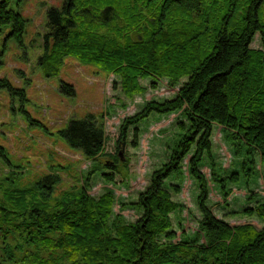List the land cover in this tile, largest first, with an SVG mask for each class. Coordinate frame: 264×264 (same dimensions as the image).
I'll return each instance as SVG.
<instances>
[{
    "label": "trees",
    "instance_id": "16d2710c",
    "mask_svg": "<svg viewBox=\"0 0 264 264\" xmlns=\"http://www.w3.org/2000/svg\"><path fill=\"white\" fill-rule=\"evenodd\" d=\"M13 1L0 0V33L10 26L9 34L20 39L27 19ZM46 26L39 64L47 76L74 56L119 76L129 98L147 90L141 79L151 78L156 87L163 78L176 85L187 77L173 98L149 100L124 118L121 139L152 112L180 110L189 124L179 121L180 137L168 159L153 170L137 200L122 204L140 211L126 221L113 212L112 190L98 197L88 192L97 171L106 170L108 182L123 173L120 152L105 151V130L96 114L70 119L59 135L95 164L85 184L68 189H59L56 171L27 186L0 182V264H264V199L241 211L256 216L260 226L232 224L208 204L210 186L201 170L207 156L211 178L226 200L230 184L258 174L256 153L264 165V0H64L48 8ZM257 32L262 48L250 45ZM2 87L24 91L6 77L0 78ZM61 88L75 93L71 83ZM215 123L242 156L240 171L227 176L217 170L212 152ZM138 135L135 127V145ZM189 153L201 217L193 236L183 231L175 240L171 213L184 204L172 197L181 186L166 180L183 174ZM258 195L251 190L249 201Z\"/></svg>",
    "mask_w": 264,
    "mask_h": 264
},
{
    "label": "rangeland",
    "instance_id": "374dc122",
    "mask_svg": "<svg viewBox=\"0 0 264 264\" xmlns=\"http://www.w3.org/2000/svg\"><path fill=\"white\" fill-rule=\"evenodd\" d=\"M63 1L14 0L13 6L27 19L25 31L20 39L9 34L10 26L0 33V78L6 77L13 87L24 90L12 92L7 87L0 88V182L27 186L43 174L56 171L62 178L59 189L85 184L95 161L70 147L58 129L65 127L70 119L91 112L103 124L105 151L120 152L119 167L125 175L118 172L115 180L108 182L102 176V172L107 171L99 170L91 176L88 192L98 197L112 190L115 194L114 214L120 213L126 221H132L139 217L140 211L122 204L137 200L139 193L150 183L153 170L168 159L172 146L179 139V121L189 123L180 110L167 114L152 112L137 125H131L126 137L121 139L122 122L139 112L149 100L173 98L187 77L176 85H169L168 79L163 78L156 87L151 86V78L141 79L147 90L129 98L121 90L119 76L104 72L93 64L82 63L74 56L64 58L58 74L45 75L39 57L44 52L48 31L47 10L51 6H61ZM101 30L105 31V28ZM250 45L262 48L259 32ZM63 82L71 83L75 93L63 91ZM135 127L139 131L137 145L133 143ZM211 139L217 170L223 176L240 171L242 156L235 155L233 144L225 139L221 125H213ZM190 154L182 162L183 174H173L166 180L168 185L181 186L180 192L173 193L172 197L184 204L183 209L171 213L173 228L178 234L175 240L183 231L187 236H193L201 217L197 204L199 188L188 170ZM256 158L258 174L230 184L231 191L226 200L211 178L207 156L201 166L210 186L208 204L217 216L232 224L253 222L261 225L256 216L241 212L246 206L264 199V165L258 153ZM251 190L259 195L250 202Z\"/></svg>",
    "mask_w": 264,
    "mask_h": 264
}]
</instances>
